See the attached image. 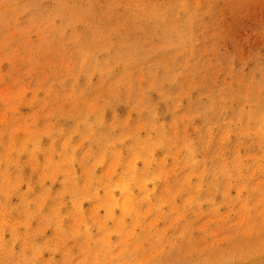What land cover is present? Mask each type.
Returning <instances> with one entry per match:
<instances>
[{
    "label": "rangeland",
    "instance_id": "obj_1",
    "mask_svg": "<svg viewBox=\"0 0 264 264\" xmlns=\"http://www.w3.org/2000/svg\"><path fill=\"white\" fill-rule=\"evenodd\" d=\"M0 264H264V0H0Z\"/></svg>",
    "mask_w": 264,
    "mask_h": 264
}]
</instances>
